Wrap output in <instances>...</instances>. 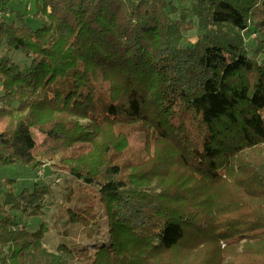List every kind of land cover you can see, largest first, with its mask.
I'll list each match as a JSON object with an SVG mask.
<instances>
[{
    "label": "trees",
    "instance_id": "1",
    "mask_svg": "<svg viewBox=\"0 0 264 264\" xmlns=\"http://www.w3.org/2000/svg\"><path fill=\"white\" fill-rule=\"evenodd\" d=\"M7 1L0 5L10 16ZM177 11L169 0H41L34 13L40 26L22 15L0 23V165L17 163L33 181L43 159L68 166L99 194L112 233L135 220L153 228L126 248L112 236L84 264H188L179 248L188 224L198 230L197 243L214 236V213L201 201L205 181L179 174L176 166H186L175 164L181 158L170 147H191V161H182L205 180L216 181L224 168L244 172L239 185L256 202H241L240 211L251 215L224 226L250 242L228 253L226 264H264V40L249 49L242 35L264 34V0H192L177 19L169 16ZM193 29L197 40L183 45V33ZM15 52L28 60L24 68ZM183 111L192 130L172 122ZM132 130L157 152L137 174L125 175L112 159L128 147ZM76 143L90 152L72 157ZM34 183L16 194L15 180H4L0 264H79L85 250L47 248L45 221L37 230L22 223L43 212L50 192ZM68 212L69 221L77 216Z\"/></svg>",
    "mask_w": 264,
    "mask_h": 264
},
{
    "label": "rangeland",
    "instance_id": "2",
    "mask_svg": "<svg viewBox=\"0 0 264 264\" xmlns=\"http://www.w3.org/2000/svg\"><path fill=\"white\" fill-rule=\"evenodd\" d=\"M169 1H171L178 10L175 14L169 13V16L173 19H177L181 11L189 10L192 2V0ZM6 3L10 15H6V21L10 22V19H14L18 22L16 19L17 15H22L25 24L32 27L41 25V21H38L34 17L37 4H40L41 0H9ZM256 33L257 36L254 41L248 39L245 42L246 45L250 46L249 49L257 45L260 40H264V34ZM183 35V45L194 43L197 40L196 29L184 32ZM248 52L249 55L252 56V50H248ZM3 53L4 50L0 48V55ZM10 55L14 62L21 68H24L26 63H28V60L21 56L19 52L11 53ZM259 57L261 59L262 56L260 55ZM172 122L175 126L180 124L185 126L188 130H192L193 127L192 116L186 111L180 112ZM4 125L5 121L2 120L0 122V132L3 130ZM130 129L132 128H128L127 130L129 131ZM34 135L37 141L42 140L44 137L36 131ZM127 138L128 147H120L112 161L121 162L123 164L122 170L125 175L129 172L137 174L139 170L147 166L150 162H153L152 158L157 152V149L153 146L145 147L143 134L137 130H132ZM72 147H75L72 157L86 154L87 152L89 153L91 149L88 145H81L80 143H76ZM165 148L167 147H162L158 150ZM169 152L175 155V157L181 158L174 160L176 165L186 166L179 168L176 166L179 174H185L195 181H198V178L205 181L206 186L204 191L206 190V192L203 194L201 201L203 204L208 201V205L204 204V206H210L212 208L211 210L208 209L209 212H206L208 215L211 214L210 212L214 213H212L213 219L210 218V216L208 218L215 226L214 229L210 228V235L214 234V236H209V238L212 237L211 239L201 240L197 243L199 239L196 237L198 236L196 234V232H198L197 228L192 224H188L186 227L188 232L184 240L186 243L179 246V248L184 247L186 251V262L188 264H226L228 261L226 255L228 253L230 256L232 254L235 255L238 253L236 252L237 249L239 251L245 250L247 241L250 242V236L240 235L239 231L241 230L234 229L232 234V229H230L229 226H224L228 221L234 222L235 220L237 221L243 218L242 216L238 217V214L245 216L251 215L240 211L241 208H238V205L241 202H246L249 199L252 202H256L250 195H245L241 189L242 185H239L240 181L244 180V172L242 175H238L236 169L233 168V171H229L224 168L217 172L220 174V178L216 181H210L207 178L205 180V175L201 174L199 171V174H197L196 171H194V173L187 167V164L184 163L191 161V147H170ZM38 172L42 174L39 175ZM38 172V176L35 177L34 181L39 182L40 185L44 184L47 186L50 192L45 198V205L42 208L43 212L32 214L29 218L23 220L22 223L25 222L30 230H37L41 222L45 221L47 223V232H45L44 242L51 251H56L60 244H64L75 251L83 249L86 251V254L78 256V263L84 264L86 258H90V262H92L96 249L110 246L113 240L112 236H117L121 246L123 247L126 245V248L132 243V237L134 241L139 242L143 238L142 232L144 230L153 229L150 225H145L144 227L136 225L139 220H135L123 226L113 227L112 233V220L99 194L93 187L85 186L82 181L74 179L70 175L68 166L65 167L63 164L55 165L51 161L43 159ZM29 174L34 177V175H32L33 172L17 163L0 165V198L6 191V186L4 184V180L6 179L15 180L13 191L16 194L20 193L23 189L33 190L35 183L30 179ZM165 190L171 193L170 187H167L164 191ZM228 203H232V207L227 205ZM216 205H219L218 210L215 208ZM69 209L77 214V216H73L70 221L68 220ZM230 213L232 215H230ZM221 226H223L225 230H221ZM245 229L244 227L242 228V230ZM175 254H177V251ZM241 257L242 256H240V258ZM235 262L234 260L232 264H235Z\"/></svg>",
    "mask_w": 264,
    "mask_h": 264
},
{
    "label": "built area",
    "instance_id": "3",
    "mask_svg": "<svg viewBox=\"0 0 264 264\" xmlns=\"http://www.w3.org/2000/svg\"><path fill=\"white\" fill-rule=\"evenodd\" d=\"M135 1H141V0H135ZM7 13L3 10V8L0 6V23L3 22L6 18ZM242 35H243V39L246 42L248 39L250 40H254L256 39L257 34L255 32H244L242 31ZM247 37V38H246ZM262 58L264 59V53L261 54ZM39 175L41 174V172H38Z\"/></svg>",
    "mask_w": 264,
    "mask_h": 264
},
{
    "label": "bare ground",
    "instance_id": "4",
    "mask_svg": "<svg viewBox=\"0 0 264 264\" xmlns=\"http://www.w3.org/2000/svg\"><path fill=\"white\" fill-rule=\"evenodd\" d=\"M43 173H44V169H43ZM41 174H42V173H41ZM41 174H40V175H41ZM37 176H38V173H37Z\"/></svg>",
    "mask_w": 264,
    "mask_h": 264
},
{
    "label": "crops",
    "instance_id": "5",
    "mask_svg": "<svg viewBox=\"0 0 264 264\" xmlns=\"http://www.w3.org/2000/svg\"><path fill=\"white\" fill-rule=\"evenodd\" d=\"M8 15V14H7Z\"/></svg>",
    "mask_w": 264,
    "mask_h": 264
}]
</instances>
